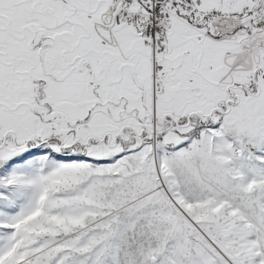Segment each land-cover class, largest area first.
I'll use <instances>...</instances> for the list:
<instances>
[{"label": "snow or ice", "instance_id": "6c2138e0", "mask_svg": "<svg viewBox=\"0 0 264 264\" xmlns=\"http://www.w3.org/2000/svg\"><path fill=\"white\" fill-rule=\"evenodd\" d=\"M0 264H264V0H0Z\"/></svg>", "mask_w": 264, "mask_h": 264}]
</instances>
